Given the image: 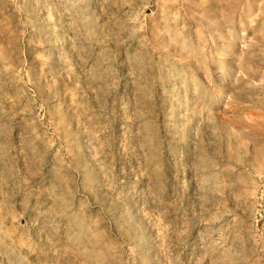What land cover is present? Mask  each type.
Returning <instances> with one entry per match:
<instances>
[{"label":"rangeland","instance_id":"rangeland-1","mask_svg":"<svg viewBox=\"0 0 264 264\" xmlns=\"http://www.w3.org/2000/svg\"><path fill=\"white\" fill-rule=\"evenodd\" d=\"M0 264H264V0H0Z\"/></svg>","mask_w":264,"mask_h":264}]
</instances>
